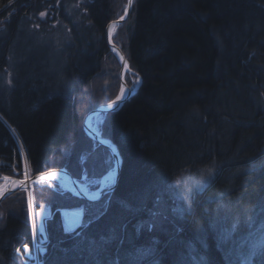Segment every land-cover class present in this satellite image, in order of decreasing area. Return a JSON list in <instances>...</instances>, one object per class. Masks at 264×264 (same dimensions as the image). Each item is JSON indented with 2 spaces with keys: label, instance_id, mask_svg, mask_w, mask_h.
<instances>
[{
  "label": "trees",
  "instance_id": "1",
  "mask_svg": "<svg viewBox=\"0 0 264 264\" xmlns=\"http://www.w3.org/2000/svg\"><path fill=\"white\" fill-rule=\"evenodd\" d=\"M9 1L0 0V7L7 5L0 19L9 17L0 26V72L8 54L23 56H13L10 86L0 88V173L13 175L10 165L21 161L5 121L32 174L74 166L76 173L69 172L78 176L74 147L79 141L85 148L99 145L84 132L83 118L119 88L120 81L110 89L90 85L113 61L105 26L123 13L126 0L118 9L117 0H88L84 25L70 28V43L58 61L33 43L17 45L25 15L40 0ZM113 41L141 78L136 91L107 112L101 133L121 155L118 180L95 201L50 192L53 208L83 203L86 211L70 233L54 213L48 242L38 252L40 264H193L191 255L204 257L200 264H241L237 242L264 220V0H134ZM111 68L120 80L119 63ZM209 162L215 176L191 196L175 224L138 230V220L178 171ZM87 166L94 176L105 168L100 160ZM17 195L0 201V264H34L24 204L13 210L9 203ZM91 205L95 216L88 218ZM101 237L108 242L102 244ZM149 247L152 252L141 251ZM252 264H264V254Z\"/></svg>",
  "mask_w": 264,
  "mask_h": 264
},
{
  "label": "rangeland",
  "instance_id": "2",
  "mask_svg": "<svg viewBox=\"0 0 264 264\" xmlns=\"http://www.w3.org/2000/svg\"><path fill=\"white\" fill-rule=\"evenodd\" d=\"M12 1L14 0H10L7 4L11 3ZM87 1L88 0H56V1L40 0V2L37 4V7L34 8V10L39 8L38 11L32 10L27 15H25V19L22 23L23 35L22 37H20V40L17 42V45L19 47H24L25 44L28 42H30L31 44L33 43L35 45L34 47H41V48L43 47L47 56H51V58L55 59V61H58L57 58L61 57L64 54L65 47L68 46L70 43L69 40L71 36L70 28H73L74 26L84 25L81 23L82 14L84 10V4ZM119 2L122 3L120 0H117L115 4L117 9L119 8ZM6 6L7 5H2V7H0V12L4 10ZM8 18L9 17L3 19L1 18L0 26ZM2 28L0 30H2ZM121 35L124 36L122 34V31H121ZM95 38L96 36L94 34L90 35L91 42L94 40L96 41ZM14 55L23 56L21 53H19L18 55L14 53ZM14 55H12L11 53L8 54L9 64L2 69V72H0V88L3 90L7 89L10 86L9 79L12 72V62ZM115 56H113V61L114 64L116 65V63L117 62L119 63V61L117 56L116 58ZM113 61L112 59H109V61L104 65L103 68L104 75L99 78L98 77L94 78L90 86L95 87L98 84L97 87L100 88L107 84L109 86V89L111 88L113 83L115 86H117V83L120 80L115 79V77L113 78V76L110 74V69H112L111 67H113L114 65ZM108 72H109V76L106 75L107 81H104L105 74ZM137 78L138 75L136 74V72L133 73L131 76L128 75L127 76L129 83L128 85L130 87L135 88L137 84ZM92 87L91 89H93ZM116 91L115 93L106 96V98L110 97V99H113L117 95ZM100 93H103V91H101ZM81 99L82 97H80V102L83 103L84 100ZM106 114L107 112L101 113L92 119V123L95 124V126L97 127L98 130H100L101 133L104 131L105 128L104 124L106 120L105 119ZM13 135L16 136L14 131H13ZM93 143H94L93 145L97 144V142L96 144L95 142ZM99 145L96 147V149L93 148L90 149V148H85L82 141H79L77 146L74 147L75 148L74 150L79 149L78 160L81 164L80 174L78 176L76 175L74 176L72 175V173L69 172L76 179L86 183L91 190L96 189L98 188V186H100L101 176L104 175L106 172H108L113 166L112 155L111 154L109 155L107 151H105L103 147ZM17 147L21 157L20 165L18 166L16 164H11L9 168L11 169L13 175H15L18 178L23 177L24 173H28L32 175L33 172L29 163L26 160V157H25L26 161L23 158L24 151L22 144L20 143V141L18 142V140H17ZM68 148H70V145L67 146V148L65 149ZM97 160L103 162L105 168L103 172L98 174L99 176H94L93 174H91L93 169L89 167L90 168L89 170L87 165L94 167L96 166ZM61 167L66 168L68 171L69 169L73 168V173H76L77 171V169L74 166H72L71 168L66 166H61ZM51 168L57 169L58 167L55 166L48 167L46 170ZM215 173H216V166L213 162L202 164L197 167H192V168L188 167L178 171L176 175H174L173 178H171L170 181H168L163 187V189L160 191L159 196L162 197L161 203L158 205L154 203L153 207L150 210H148V213L144 217L138 220L137 227L140 226L141 228L150 230V229L159 228L160 226L163 225L175 224V222L179 220V218H181L183 213L189 208L188 204L190 202L191 196L195 192L200 191L209 181H211V179L215 176ZM1 175L9 176L7 172L6 173L2 172L0 173V177H2ZM15 191H17L18 195L14 196L11 199V201H9V203H11L10 207L14 210L13 206H19L21 203L24 204L22 205V208L24 209L23 211L25 212V216L31 228V237L33 243V253L32 255H30V257L33 258L32 260L34 264H40L39 255H38V252H40L39 249L42 247V244L45 245L48 242L47 223L52 219L55 212L58 211L61 215L63 210H67V208L71 207L70 204L65 207L58 205L57 207L53 208L51 204L54 202V200L52 197L51 200H49L51 196L50 192L56 193L58 195L68 194L74 197L75 195L69 192H65L64 190L60 189L58 186L53 187L50 185H46L45 183L35 184L33 187H31L30 192L27 191L26 189H20ZM36 195L37 198L35 197ZM83 205H84L83 203L72 204L74 208H79V207L82 208ZM91 206L92 207L89 206L90 209L87 207L88 218H92L93 216H95L94 212L96 207H94V205ZM174 208L183 209L182 214L173 213L172 209ZM153 211L160 214L157 217H155L156 222L154 224L152 223L154 218L151 216V212ZM0 217L2 218L1 211H0ZM81 222L83 223V220ZM149 224H152V226L149 227ZM262 231L263 230L260 228V225L258 224L252 230L246 231L245 234H242L241 236L242 239L237 242V245L242 248L243 254H246L248 252L251 244L258 242L260 240ZM258 253L264 254V247H261L257 251V254Z\"/></svg>",
  "mask_w": 264,
  "mask_h": 264
},
{
  "label": "water",
  "instance_id": "3",
  "mask_svg": "<svg viewBox=\"0 0 264 264\" xmlns=\"http://www.w3.org/2000/svg\"><path fill=\"white\" fill-rule=\"evenodd\" d=\"M133 1L134 0H132L131 4H129V0H126L123 13L119 17H117V18L109 21L106 24V26H105L106 42H107V44H108V46L110 47L111 50H114L115 49V50H117V52H119L118 54L116 53V55H117V58H118V61L120 63V67L121 68L124 67L125 64L128 65V62L126 60L125 55L120 50V48L112 41L111 36L108 35V33H109V27L112 24L119 25V24L123 23L128 18L129 14H130V11L132 9ZM125 9H127V11H125ZM121 17H123V19H121ZM120 81H121V84H123V85L126 86V88H127V94H125V96H123V97H120V99H117V97H119V96L116 95L110 101H108V102H106L104 104H100L98 106H95L94 108H92L90 111H88L85 114V116L83 118V121H82V128H83L84 132L86 134H90L89 136L93 140H95L98 144H100L102 146H105L109 150V152L111 153V155L113 157V166L112 167L114 168L115 176H114V179L111 182L110 186L107 189L104 190V191H107L108 190V192L113 191L114 188H115V186H116V183H117V180H118V176H119V172H120V168H121L122 158H121V155H120L119 150L117 148V145L110 138L101 136V133H98V132L94 131L89 126L88 120L96 112H98V113H106V112L112 111V110H114L116 108H119L123 104V102L136 91V89L138 88V86H139V84L141 82V79L138 78V81H137V84H136L135 88L130 89V86L127 85V83H126V81H125V79L123 77V70L121 71V69H120ZM4 123L11 130V133L13 134L12 128L7 124V122L4 121ZM14 137H15V139L17 141L18 138L16 136H14ZM101 139L106 140L109 143L106 144ZM18 142H19V140H18ZM23 158L25 160V154H23ZM52 170L66 172L70 176V178L72 179V181L74 183H76V178L74 176H72L69 173V171L66 168H64V167H60V168H57V169L51 168V169H48V170L43 171V172H37L35 174H32V175L28 176V179H29V181H34L35 179L39 178L42 175V173L47 172V171H52ZM10 178H13V177H10ZM16 178H18V177H16ZM18 179H22L23 180L25 178L19 177ZM10 184H12V182ZM15 190H17V187H12V185H10L0 195V201L3 198H5L6 196H8L9 194H11L12 192H14ZM104 191H101L100 194L96 198L88 199L85 196H83L82 194H80V196L82 198L88 199V201H95V200H98L101 196H103ZM29 192H30V190H29ZM81 209L82 208H72V209H68L66 211L63 210V212L61 213V215L63 217L64 225H65V221H71L73 219L78 220L79 221V225H80L82 223L81 221H82V216H83V214L81 213ZM76 227L77 226H74L73 229H75ZM25 249H26V251H28V248H25ZM40 251H44V248H42Z\"/></svg>",
  "mask_w": 264,
  "mask_h": 264
},
{
  "label": "bare ground",
  "instance_id": "4",
  "mask_svg": "<svg viewBox=\"0 0 264 264\" xmlns=\"http://www.w3.org/2000/svg\"><path fill=\"white\" fill-rule=\"evenodd\" d=\"M117 26L116 24H112L109 27V33L108 35L111 36V39L113 41V37L116 33L117 30ZM114 42V41H113ZM115 55L116 53L118 54L119 52H117V50H111ZM117 56V55H116ZM123 70V77L126 81L127 76H131L133 73H135L127 64L124 65V67L121 68V71ZM138 78H140L138 76ZM137 78V81H138ZM141 79V78H140ZM127 83V82H126ZM128 85V83H127ZM124 88V92L121 93V88ZM134 87H130V89H133ZM125 94H127V88L125 85L121 84L120 81V86L117 90V96L119 97H123L125 96ZM110 101V100H109ZM101 113H94L88 120V124L89 126L96 132L101 133L100 130L97 129V127L95 126V124L92 123V119L96 116H98ZM90 135V134H88ZM101 136H103L101 134ZM103 140V139H101ZM106 144H108L109 142L106 140H103ZM2 177H0V195L5 191L6 188H8L10 185H12V187H17V190L20 189H26L27 191L31 190V187H33L35 184H43L45 183L46 185H50V186H58L60 189L64 190L65 192H69L77 197H80V194H82L83 196H85L88 199L91 198H96L101 191H104L105 189H107L111 182L114 179L115 176V171L114 168L112 167L108 172H106L104 175L101 176L100 178V186H98V188L91 190L86 183H84L81 180L76 179V183H74L72 181V179L70 178V176L64 172V171H56V170H52V171H47L42 173V175L35 179L34 181H29L28 176H30V174L28 173H24L22 178L25 179H18L16 178L15 175H1ZM13 177V178H10ZM12 182V184H10ZM108 192L104 191V194H106ZM103 194V195H104ZM85 199V198H83ZM86 199V200H88ZM66 211V210H64Z\"/></svg>",
  "mask_w": 264,
  "mask_h": 264
},
{
  "label": "snow or ice",
  "instance_id": "5",
  "mask_svg": "<svg viewBox=\"0 0 264 264\" xmlns=\"http://www.w3.org/2000/svg\"><path fill=\"white\" fill-rule=\"evenodd\" d=\"M132 0H129V4H131ZM125 11H127V9H125ZM43 15V14H41ZM121 19H123V17H121ZM123 59V58H122ZM125 90L124 88L122 87L121 88V93H123ZM117 99H120V97H117ZM161 200H162V197L158 196L155 203L158 205L161 203ZM86 210L85 209H81V213L83 214ZM173 213H181L183 212V209H180V208H174L172 209ZM158 215H160L159 213L153 211L151 212V216L154 218L153 219V224L156 222L155 221V217H157ZM166 219V217H165ZM79 225V221L78 220H71V221H65V228H64V231L65 232H72L73 231V228L74 226H78ZM152 224H149V227H151ZM139 227L138 226V230H139ZM260 228L261 229H264V220L261 221V224H260ZM236 230V225H233V228H232V231H235ZM78 235H82V234H78ZM231 236V232H227L226 235H225V239H228L229 237ZM96 241L95 240H92V243H95ZM108 240H106L104 237H101V243H107ZM155 243H158V241H153V244ZM261 247H264V231L261 232V237H260V240L258 242H255L253 244L250 245L249 247V250L246 254H243V253H240L239 254V259L241 261V264H252V261H253V258L256 257L257 255V251L261 248ZM144 254H148L150 252L153 251V249L151 247L149 248H146V249H142L141 250ZM195 249L193 247H191V245L189 246V253L191 254L192 252H194ZM191 259L193 261V264H200L201 261H204L205 258L204 257H199L197 258L196 256L194 255H191Z\"/></svg>",
  "mask_w": 264,
  "mask_h": 264
}]
</instances>
